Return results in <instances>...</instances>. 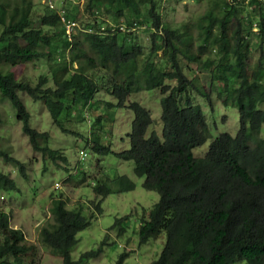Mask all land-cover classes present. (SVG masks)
<instances>
[{
    "label": "trees",
    "instance_id": "trees-1",
    "mask_svg": "<svg viewBox=\"0 0 264 264\" xmlns=\"http://www.w3.org/2000/svg\"><path fill=\"white\" fill-rule=\"evenodd\" d=\"M162 1L86 2V10L91 14L124 18L128 25L135 20L151 25L152 44L147 57L154 60L157 56L158 61L153 62L148 71L137 69L135 62L142 47L131 38L128 40L127 34L112 37L81 34L75 38L72 50L78 68L69 72L66 66L57 67L49 74L40 75L33 84L16 76L12 68L27 61L50 58L61 41L59 17L46 8L44 15L33 20L32 0H0V97L10 102L22 132L44 161L51 158L55 162V158H59L66 162V158L49 145V133L31 126V113L21 93L33 102H42L63 133L78 135L75 130L65 128L64 122L71 117V110L87 105L96 92L97 86L88 77V71L97 67L106 70L112 78L111 92L120 102L131 92L150 90L162 86L165 79H175L177 86L161 100L167 143L159 145L154 135L144 139L150 123L149 113L132 103L130 108L135 117L128 134L131 147L117 154L119 158L132 160L135 173L146 175L143 187L159 194L148 220L142 218L138 240L145 243L165 234L162 251L152 264H264V138L260 137L264 125V63L261 54L257 62L250 65L252 45L248 41L254 37L260 47L264 43V4L257 0H249L247 4L244 0H216L215 8L179 29L163 22L159 11ZM246 8L256 16L249 12L244 14ZM61 45L67 47L68 43L62 40ZM212 48L216 57L207 55L212 53ZM159 50L162 56H158ZM205 55L207 58L202 60ZM186 61L188 65L195 63L206 69L211 81L219 84L218 96L238 110L236 134H220L201 159L194 158L191 150L199 145L202 135L208 133V124L201 107L192 104L188 92L208 96L195 80L197 77L188 80L185 76L182 67ZM122 74L125 75L120 84L117 79ZM50 80L51 86L48 85ZM177 94L185 95L183 106ZM99 124L100 119L96 118L90 136L91 149L111 153L96 132ZM0 157L17 165L24 176L23 164L11 155L1 138ZM43 169L46 170L45 165ZM121 180L117 191L133 188V183L125 177ZM106 181V176L101 174L92 186L93 192L102 198L112 189ZM0 190H18L14 179L1 170ZM80 209H67L65 200L60 196L52 197L51 216L39 227L40 242L59 255L62 264L79 262L71 259L70 250L78 242V232L90 225ZM96 210L100 211L98 206ZM9 218L0 211L3 236L0 264H10L11 259L21 264L26 253L24 234L9 226ZM98 253L99 250L87 251L80 259ZM125 256L122 254L116 264H122Z\"/></svg>",
    "mask_w": 264,
    "mask_h": 264
},
{
    "label": "rangeland",
    "instance_id": "rangeland-1",
    "mask_svg": "<svg viewBox=\"0 0 264 264\" xmlns=\"http://www.w3.org/2000/svg\"><path fill=\"white\" fill-rule=\"evenodd\" d=\"M51 1L56 8H64L66 11L72 12L75 8L76 18L84 24L92 21L91 15L85 10L84 2L86 0L83 2L81 0L79 3L77 0ZM32 2L34 5L32 18L34 20L43 15L46 0H32ZM215 3L216 0H163L159 11L163 22L171 28L181 29L183 24L195 22L207 10L215 8ZM247 12L253 17L256 16L255 12L246 8L244 14ZM195 30L193 35L196 34ZM150 32L147 29L138 28L133 33L135 42L142 47V54L135 62L136 67L138 69L144 68L145 71H148L152 63L156 61L155 56L153 57L154 60L147 57L152 44ZM248 41L252 45L250 64L256 63L261 54L264 63V43L260 47L259 42L254 37H250ZM197 45L198 43L195 42V46ZM158 54L160 55L161 52ZM207 55L216 57L214 51ZM207 55L202 57V60L207 58ZM187 63L188 61L182 67L184 74L189 79L197 77L200 84L209 89L210 77L208 72L200 69L196 64L188 65ZM186 65H188V69L185 67ZM56 66L53 60L36 59L16 65L13 71L16 76L26 78L35 84L40 75L51 73ZM166 84L172 86L175 83L168 82ZM21 97L31 113V126L40 131L47 130L46 132L51 137L49 144L54 149L62 150L68 159L67 163L58 160L54 164L47 160L46 164L44 163L46 166V170H44L41 154L30 146L27 136L21 131V123L16 120L15 111L10 102L0 97V116L2 118L0 121V138L2 144L10 148L11 155L18 159L24 167V176H22L20 172L18 173L17 165L14 163L11 165L0 157V170L8 173L17 183L18 190L14 192L0 190V211L9 215L11 228L20 229L24 234L26 253L23 255L21 264L63 263L62 258L53 254L38 238L39 227L51 216L48 209L50 208V199L57 196L67 199V204L71 208H77L81 205V214L91 221L87 228L78 232V243L70 250L72 260L79 261L78 264H112L124 252H128L129 255L123 264H148L155 260L164 246V234H161L157 239L139 244L138 227L145 211H148L158 200V194L142 187L143 177H138L133 173V163L121 160L111 153L99 155L93 153L90 147L84 148L83 142H80L78 136L62 133L52 123V119L42 102H33L23 93H21ZM96 97L98 100L108 103H117L114 97L104 91L98 93ZM161 97L162 95L156 90H150L131 94L127 99V102H138L150 112L153 120L151 130H156L159 126L156 131L158 134L161 132ZM191 97L194 103L202 106L204 114L207 108L209 110L206 102L196 93H192ZM212 100V109L215 110L209 113L208 118L210 119L212 116V119L208 129L211 130L213 138L219 133L235 134L239 127L237 109L233 106L224 107L219 103L215 93H212ZM90 113L93 115V110H90ZM97 114L106 116L111 122L107 128L110 133L108 136L102 137V141L110 144L116 152L127 150L129 147L127 133L133 118L132 112L127 108L113 107L107 110L98 108ZM223 116L224 119H222ZM106 126L108 124L103 121L102 127L106 128ZM77 127L83 131L86 129V123L80 122ZM69 128L76 129L73 125ZM261 134L264 136V125ZM213 138H207L200 147L193 149L194 156H203ZM71 169L75 170V175L79 174L80 178H66L67 175L71 176L69 173ZM99 172L112 182L117 177L126 175L134 182L135 188L132 191L119 193L114 189L113 193L102 198L93 193L90 184L92 180H96L93 177ZM87 178L88 185L85 184ZM97 206L100 211L96 210ZM2 240L3 236L0 234V243ZM102 242L104 245L96 257L80 259L82 254L96 250ZM10 261V264H16L12 262V259ZM236 264L247 263L237 262Z\"/></svg>",
    "mask_w": 264,
    "mask_h": 264
},
{
    "label": "clouds",
    "instance_id": "clouds-1",
    "mask_svg": "<svg viewBox=\"0 0 264 264\" xmlns=\"http://www.w3.org/2000/svg\"><path fill=\"white\" fill-rule=\"evenodd\" d=\"M78 1V3H79V1H81V0H77ZM249 0H244V3L245 4H247V2H248ZM258 2H260V3H262V4H264V0H257ZM82 2H83V0H82ZM86 2H87V0H86ZM86 2H84V4H85V10H86ZM45 4V8H44V10H43V15H44V11H45V9L47 8V9H49V10H51V11H53L54 13H56L57 15H58V17H59V26H60V30H61V41L60 42H58L57 43V46H56V49H55V51L53 50V53H52V55L50 56V58H48V57H44V58H40V59H48V60H53V61H55V65H57L54 69H56L57 67H63V66H66L67 67V69L69 70V72L71 71V70H74V69H77L78 68V63L76 62V61H74L73 60V58H72V50H73V44H74V41H75V38L77 37V36H79V35H81V34H89V35H96V36H100V37H109V36H116V35H118V36H120V34L121 35H124L125 36V34H127V36H128V40H130V38H131V40H133V42L134 43H136L135 42V39H134V36H133V33H134V31L135 30H137L138 28L139 29H147V30H149V31H151L150 32V37H151V33H152V31H153V28H151V25L150 24H148V23H146V21H141V22H139L138 20H135V21H133L130 25H128L127 24V22L124 20V18H117V19H111V18H108V17H101L100 15H97V12H94L93 14H91L90 12H88L90 15H91V22H89V23H83V22H80L77 18H76V13H75V8H74V10L71 12L70 10L69 11H66L64 8H56V6H54V4L52 3V1L51 0H46V2L44 3ZM249 9H251V7L249 6L248 7ZM87 11V10H86ZM41 17V16H40ZM82 20V19H81ZM254 27H256V26H254ZM43 29H45L46 31L48 30L47 28H43ZM51 30V29H50ZM49 31V30H48ZM62 40H65L67 43H68V46L67 47H63V45H61V42H62ZM131 42V41H130ZM152 42V41H151ZM137 44V43H136ZM139 45V44H138ZM212 51H214L215 52V50L213 49ZM158 52H161V54L159 55L158 54V56H162V51H158ZM157 52V53H158ZM216 53V52H215ZM142 54V53H141ZM157 57V56H156ZM251 59V58H250ZM38 60V59H37ZM33 61V60H32ZM156 61H158V59L156 58ZM155 61V62H156ZM27 62H31V61H27ZM26 63V62H25ZM25 63H20V64H17V65H21V64H25ZM249 63H250V60H249ZM192 64H195V63H192ZM191 65V64H190ZM250 65H253V64H250ZM16 66V65H15ZM14 66V67H15ZM13 67V68H14ZM12 68V69H13ZM53 69V70H54ZM138 69V68H137ZM188 69V68H187ZM200 69H202V68H200ZM138 70H140V69H138ZM203 70H205V71H207L206 69H203ZM189 72L191 71L190 69L188 70ZM14 72V71H13ZM183 72H184V70H183ZM208 72V71H207ZM49 74V73H48ZM126 74V73H125ZM125 74H122L121 76H120V78H118L117 79V81H118V83H120L121 84V80H122V77L125 75ZM208 74H209V77H210V73L208 72ZM87 75H88V77L92 80V81H94L95 82V84H96V86H97V89H96V92L94 93V95L92 96V99L91 100H89V102L87 103V105H85V106H83V105H79L76 109H73V110H71V112H70V114H71V117H67V120L64 122V127L65 128H69L71 125H73L76 129H72V128H70V130H75L74 132H77L78 133V135H74V136H78L77 138H79L80 140V142H83V144H82V146L84 147V148H86V147H90V149L92 148V142L90 141V136H91V134H92V127H93V123H94V120L96 119V118H99L100 119V124L99 125H97V128H96V132H98L99 133V138H100V140L102 141V137H104V136H108L109 135V131H108V129L107 128H109V125L111 124V122L108 120V118L106 117V116H104V115H98L97 114V110H98V108H100L101 110H107V109H111V108H113V107H118V108H127V109H129L131 112H132V114H133V118H132V120H131V122H130V129H129V132L127 133V138H128V142H129V147H128V149L127 150H121V151H119V152H116V151H114L112 148H111V146H110V144H106V146H108L109 148H110V150L113 152H111V154L112 155H114L115 157H117V154H119V153H125V152H127V151H129L130 150V147H131V140H130V138H129V136H128V134L130 133V131H131V123H132V121L134 120V112H133V110L130 108V105L132 104V103H136V104H139L138 102H136V101H129V102H127V99H128V97L131 95V94H134V93H138V92H141V91H150V90H156L159 94H161L162 95V97H161V99H160V106H161V114H160V121H161V132H160V134H158L156 131H157V129H159V126L157 127V129L156 130H151V125L153 124V120H152V117H151V114H150V112L146 109V108H144L141 104H139L141 107H143L148 113H149V118H150V123H149V125L147 126V128H146V130H145V132H144V139H147L148 137H150L151 135H154L155 137H156V141L158 142V144L159 145H161V146H163V145H165L166 143H167V138H166V134H164V132H163V130H164V122H163V120H162V98H164V97H167L169 94H170V92H171V90L173 89V88H175L176 86H177V84H178V82L175 80V79H173V80H169V79H165L164 80V82H163V85L162 86H158V87H156V88H152V89H150V90H141V91H137V92H131V93H129L128 95H126V97L123 99V101L122 102H120L119 101V99L115 96V95H113L112 94V92H111V82H112V78L110 77V75L108 74V72L106 71V70H104V69H102V68H100V67H97V68H95V69H93V70H90V71H88L87 72ZM186 76V75H185ZM187 77V76H186ZM194 78V77H193ZM193 78H191V79H193ZM187 79L188 80H191V79H189L188 77H187ZM195 80H197L198 81V83L200 84V82H199V80L198 79H195ZM168 82H174L175 84L174 85H172V86H169V84H166V83H168ZM48 85H52V81L50 80L49 81V84ZM218 83H217V81H214V82H212L211 81V77H210V87H209V89H206L202 84H200L199 86H200V88L204 91V93L208 96V98L207 97H205V96H203L201 93H199V92H196V91H192V90H190L189 92H188V94H190V99H191V102H192V104H196V105H199L200 107H201V109H202V111H203V108H202V106L200 105V104H198V103H194L193 102V99H192V93H196V95H198V96H200L202 99H203V101H205L206 102V104H207V106L209 107V110H208V108L205 110V114H204V112H203V114H204V116H205V120H206V122H207V124H208V126H211V124H210V120L212 119V116H211V118L209 119L208 117H209V113H212V112H214V110L212 109L213 108V100H212V93H215L216 94V97L218 98V101H219V103L220 104H222L224 107H227V106H233V107H235L233 104H225L224 102H223V99H221L219 96H218V91H217V87H218ZM166 88L165 90H163V88ZM193 89V88H192ZM105 92V93H109L112 97H114L115 99H116V101H117V103L116 104H112V103H108L107 101H102V100H98L97 99V94L98 93H100V92ZM192 91V92H191ZM177 98H178V100H179V102H180V105L181 106H183V104H184V100H185V95L184 94H177ZM127 102V103H126ZM263 106V104H261L260 105V107H262ZM236 108V107H235ZM237 109V108H236ZM90 110H93V115L90 113ZM238 111V110H237ZM62 117H65V116H62ZM222 119H224V116H223V118ZM103 121H105V123L106 124H108V126H106V128L105 127H102V122ZM19 122V121H18ZM80 122H85L86 123V129L85 130H79L78 129V124L80 123ZM52 123H53V121H52ZM68 127H67V126ZM100 126H101V128H100ZM35 128V127H34ZM58 128V127H57ZM99 128H100V130H99ZM239 128V127H238ZM238 128H237V130H238ZM237 130H236V132H237ZM22 131V130H21ZM45 132L47 131V130H44ZM61 131V130H60ZM62 132V131H61ZM236 132H235V134H236ZM63 133V132H62ZM80 134V135H79ZM220 134H222V133H219L217 136H215L214 138H213V136L211 135V130L210 129H208V133L206 134V135H202V137H201V139H200V143H199V145H197V146H195V147H193L192 148V150H191V153H192V155H193V157L194 158H197V159H201V158H205L206 157V155H207V153L209 152V148H210V145H211V143L213 142V140L216 138V137H218ZM230 135H232V136H234L235 134H232V133H229ZM24 135L25 136H27L25 133H24ZM260 137L261 138H264V136H262V134L260 133ZM28 138V137H27ZM51 138V137H50ZM207 138H213L212 140H211V142H210V144H209V146H208V149H207V151L205 152V154L203 155V156H201V157H196V156H194V154H193V149H195V148H198V147H200L201 145H202V143H204L206 140H207ZM29 140V139H28ZM30 143V142H29ZM50 145V144H49ZM30 146H31V144H30ZM51 146V145H50ZM32 147V146H31ZM51 148H52V146H51ZM52 149H54V148H52ZM54 150H58L59 151V155L60 156H64L65 158H67L65 155H64V152L62 151V150H59V149H54ZM91 151L93 152V153H97V154H99V155H107V154H109V153H107V154H103L102 152H100V153H98V152H95V151H93L92 149H91ZM10 152H11V150H10ZM38 152V151H37ZM62 153V155H61V153ZM40 153V152H39ZM41 154V153H40ZM117 158H119V157H117ZM119 159H121V160H124V161H131L132 163H133V165H134V168H133V173L136 175V176H138V177H143V181H142V187H143V183H144V181H145V178H146V175H142V176H140V175H137L136 173H135V164H134V162L132 161V160H130V159H122V158H119ZM18 160V159H17ZM41 160H43V158H42V155H41ZM47 160H49V162H51V163H56V162H58V160H60V161H62V159H59V158H55V162L51 159V158H49V159H46V161H44L43 160V166H44V163L46 164V162H47ZM67 160L68 159H66V162H64V163H67ZM63 162V161H62ZM69 162V161H68ZM9 163V162H8ZM11 164V163H10ZM12 165V164H11ZM70 168V167H69ZM69 168H65V169H69ZM77 168V167H76ZM78 170V169H77ZM18 173H19V170H18ZM69 173H71V176H69V175H67V177L66 178H80V176H79V174H76L75 175V170H70V172ZM99 175H101V173L99 172L96 176H94L93 178H96L97 176H99ZM83 176V175H82ZM81 176V177H82ZM122 177H125L128 181H130V182H132L133 183V188L131 189V190H128V191H132L134 188H135V184H134V182L128 177V176H126V175H122V176H119V177H117L113 182L112 181H108V179H107V181H106V183H107V186L108 187H112V189H111V192L110 193H113V190L115 189L116 191H117V189H116V187L117 186H119V184L122 182ZM87 180H88V178L85 180L86 181V183L85 184H87ZM67 181V180H66ZM95 180H93V181H91L90 182V184H91V186H93V182H94ZM66 183V182H65ZM67 184V183H66ZM16 186H17V183H16ZM144 188V187H143ZM145 190H148V189H146V188H144ZM93 191V190H92ZM149 191H152V190H149ZM118 193L120 192V191H117ZM122 192H127V191H122ZM154 192H156L157 194H158V192L157 191H154ZM94 193V192H93ZM109 194V193H108ZM107 194V195H108ZM97 195V194H96ZM106 195V196H107ZM57 197H59V196H57ZM53 198H56V197H53ZM62 199V198H61ZM63 200H65V202H66V208L67 209H78L79 207H77V208H71L68 204H67V199H63ZM158 200H159V194H158ZM158 200L152 205V207L151 208H149L148 209V211H145V213H144V216H143V218H145L146 220H148V214H149V212H150V210L154 207V205L158 202ZM50 203H51V199H50ZM50 207V206H49ZM49 209V208H48ZM50 212V211H49ZM50 218V217H49ZM143 221L144 220H142V222L141 223H143ZM91 222V221H90ZM161 234H164V233H161ZM160 234V235H161ZM159 235V236H160ZM158 236V237H159ZM157 237V238H158ZM156 238V239H157ZM149 240H151V239H149ZM148 240V241H149ZM154 240V239H153ZM147 242V241H146ZM145 242V243H146ZM78 243V242H77ZM138 243L139 244H144V243H140L139 242V240H138ZM164 243H165V234H164ZM104 245V242H102L101 243V245L96 249V250H99V253H100V251H101V249H102V246ZM96 250H91V251H96ZM162 251V250H161ZM98 253V254H99ZM161 253V252H160ZM159 253V254H160ZM97 254V255H98ZM122 254H126V256L122 259L123 261H122V264H123V262H124V260L126 259V257L129 255V253L128 252H124V253H122ZM121 254V255H122ZM96 255V256H97ZM121 255L119 256V258H121ZM96 256H94V257H96ZM159 256V255H158ZM119 258H118V260H119ZM158 258V257H157ZM156 258V259H157ZM72 259V258H71ZM154 261V260H153ZM152 261V262H153ZM117 262V261H116ZM116 262H114V263H112V264H116ZM152 262H150V263H148V264H152Z\"/></svg>",
    "mask_w": 264,
    "mask_h": 264
}]
</instances>
